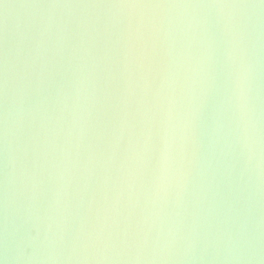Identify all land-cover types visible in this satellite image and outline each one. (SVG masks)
Wrapping results in <instances>:
<instances>
[{
    "label": "water",
    "instance_id": "water-1",
    "mask_svg": "<svg viewBox=\"0 0 264 264\" xmlns=\"http://www.w3.org/2000/svg\"><path fill=\"white\" fill-rule=\"evenodd\" d=\"M0 264H264V0H0Z\"/></svg>",
    "mask_w": 264,
    "mask_h": 264
}]
</instances>
